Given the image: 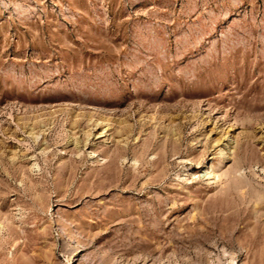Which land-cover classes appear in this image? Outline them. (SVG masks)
<instances>
[{"label":"rangeland","instance_id":"obj_1","mask_svg":"<svg viewBox=\"0 0 264 264\" xmlns=\"http://www.w3.org/2000/svg\"><path fill=\"white\" fill-rule=\"evenodd\" d=\"M0 264H264V0H0Z\"/></svg>","mask_w":264,"mask_h":264}]
</instances>
